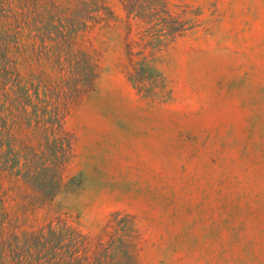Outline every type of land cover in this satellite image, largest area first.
Listing matches in <instances>:
<instances>
[{
  "label": "rangeland",
  "instance_id": "374dc122",
  "mask_svg": "<svg viewBox=\"0 0 264 264\" xmlns=\"http://www.w3.org/2000/svg\"><path fill=\"white\" fill-rule=\"evenodd\" d=\"M186 2L198 26L157 54L154 98L128 78L110 0L116 18L93 35L96 88L65 118L62 213L93 236L130 215L140 264H264V0Z\"/></svg>",
  "mask_w": 264,
  "mask_h": 264
},
{
  "label": "trees",
  "instance_id": "16d2710c",
  "mask_svg": "<svg viewBox=\"0 0 264 264\" xmlns=\"http://www.w3.org/2000/svg\"><path fill=\"white\" fill-rule=\"evenodd\" d=\"M126 72L149 97L164 92L157 54L198 26L186 0H117ZM110 0H0V264H140V234L115 213L85 234L62 213L72 159L65 118L100 77L94 33ZM160 86L161 91L157 92Z\"/></svg>",
  "mask_w": 264,
  "mask_h": 264
}]
</instances>
